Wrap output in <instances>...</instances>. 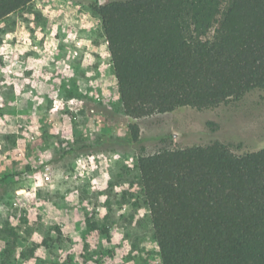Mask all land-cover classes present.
Segmentation results:
<instances>
[{"label":"rangeland","instance_id":"rangeland-1","mask_svg":"<svg viewBox=\"0 0 264 264\" xmlns=\"http://www.w3.org/2000/svg\"><path fill=\"white\" fill-rule=\"evenodd\" d=\"M215 142L264 149V89L134 120L91 1L35 0L0 21V264H162L138 155Z\"/></svg>","mask_w":264,"mask_h":264},{"label":"trees","instance_id":"trees-1","mask_svg":"<svg viewBox=\"0 0 264 264\" xmlns=\"http://www.w3.org/2000/svg\"><path fill=\"white\" fill-rule=\"evenodd\" d=\"M34 1L0 0V21ZM90 1L126 116L210 110L264 89V0ZM137 166L162 264H264V149L142 148Z\"/></svg>","mask_w":264,"mask_h":264},{"label":"water","instance_id":"water-1","mask_svg":"<svg viewBox=\"0 0 264 264\" xmlns=\"http://www.w3.org/2000/svg\"><path fill=\"white\" fill-rule=\"evenodd\" d=\"M176 135V134H175ZM177 138V137H176Z\"/></svg>","mask_w":264,"mask_h":264}]
</instances>
